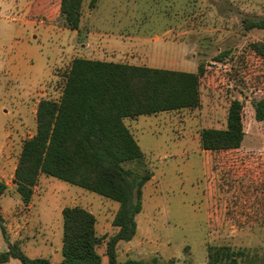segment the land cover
I'll return each mask as SVG.
<instances>
[{
	"label": "rangeland",
	"instance_id": "rangeland-1",
	"mask_svg": "<svg viewBox=\"0 0 264 264\" xmlns=\"http://www.w3.org/2000/svg\"><path fill=\"white\" fill-rule=\"evenodd\" d=\"M89 3L83 2L75 32L64 26L60 0H0V181L9 187L0 199L7 230L4 235L0 228V252L19 241L30 257L60 262L68 205L94 212L100 234L113 228L119 203L112 199L41 175L25 204L13 182L23 142L36 130L38 102L58 99L72 59L88 57L181 71L202 64L205 70L198 107L126 120L154 176L144 187L138 236L119 243V259L207 264L209 243L263 256L264 121L255 119L252 101L264 96V60L251 44L264 41V28L248 23L264 19V0ZM104 46L121 50L93 52ZM126 49L139 56H126ZM235 98L245 101L239 157L202 150L200 131L225 129Z\"/></svg>",
	"mask_w": 264,
	"mask_h": 264
},
{
	"label": "trees",
	"instance_id": "trees-1",
	"mask_svg": "<svg viewBox=\"0 0 264 264\" xmlns=\"http://www.w3.org/2000/svg\"><path fill=\"white\" fill-rule=\"evenodd\" d=\"M98 1L90 0V7H96ZM83 2L60 0L65 27L80 28ZM252 27L264 28V19L249 22L248 28ZM251 48L264 60V41L253 42ZM204 71L202 64L191 72L75 57L64 75L60 97L38 102L36 130L23 142L13 182L25 204L31 202L41 175L112 199L119 203L112 220L114 230L99 235L94 212L82 205H68L62 209L60 262L30 257L15 241L0 252V263L15 258L21 264H177L175 259L160 256L119 259V243L131 241L137 234L144 187L154 175L126 120L198 107ZM244 104V99L232 100L225 129L200 131L203 149L240 151L246 135ZM252 104L255 119L264 121V96ZM8 188L0 181V199ZM0 228L5 235L1 200ZM207 249V264H264V255L246 248L209 243Z\"/></svg>",
	"mask_w": 264,
	"mask_h": 264
},
{
	"label": "crops",
	"instance_id": "crops-1",
	"mask_svg": "<svg viewBox=\"0 0 264 264\" xmlns=\"http://www.w3.org/2000/svg\"><path fill=\"white\" fill-rule=\"evenodd\" d=\"M75 32H77V30H74ZM83 42V41H82ZM110 44V42H108V45ZM84 45H85V40H84V42H83V47H84ZM103 50H101L100 49V47H97V49L96 50H94L93 52H98L99 54H101V53H103V54H107V51H108V53H110V55H115V53L117 52V51H120L121 50V48L120 47H113V49H107V46H104V48H102ZM112 52V53H111ZM126 56H127V53H128V57H132V56H134V55H138L139 56V54H138V52H134V51H132V50H129V49H126V50H124V52H123ZM133 53H134V55H133ZM108 55V54H107ZM137 56V57H138ZM137 57H135L134 56V58H137ZM75 58V57H74ZM73 58V59H74ZM85 58H88V57H85ZM72 59V60H73ZM91 59H93V58H91ZM94 59H97V58H94ZM100 60H102V59H100ZM105 61H108V60H105ZM115 62H120V61H115ZM123 63H127V62H123ZM129 64H132V63H129ZM134 65H137V64H134ZM197 71V70H196ZM196 71H191V72H196ZM135 119H138V118H135ZM129 125V124H128ZM130 126V125H129ZM133 131V130H132ZM134 132V131H133ZM202 150H204V151H210V150H205V149H203L202 148ZM226 153H230V154H239V152H238V150L237 149H235V150H227V151H225ZM217 157H219V156H217ZM234 157V156H233ZM215 161H216V159H215ZM233 161V160H232ZM154 176V175H153ZM142 212V211H141ZM140 212V213H141ZM139 213V214H140ZM138 216V215H137ZM114 230V228H112V230H111V232ZM98 232V231H97ZM107 232H110V231H107ZM107 232H104V233H107ZM103 233V234H104ZM138 233H139V224H138V220H137V234L135 235V237L133 238V239H136V237L138 236ZM98 234L99 235H102V233L100 234L99 232H98ZM132 239V240H133ZM131 240V241H132ZM131 241H127V242H131ZM53 263H57V262H53Z\"/></svg>",
	"mask_w": 264,
	"mask_h": 264
},
{
	"label": "water",
	"instance_id": "water-1",
	"mask_svg": "<svg viewBox=\"0 0 264 264\" xmlns=\"http://www.w3.org/2000/svg\"><path fill=\"white\" fill-rule=\"evenodd\" d=\"M84 38V35H83V33H81V40Z\"/></svg>",
	"mask_w": 264,
	"mask_h": 264
}]
</instances>
